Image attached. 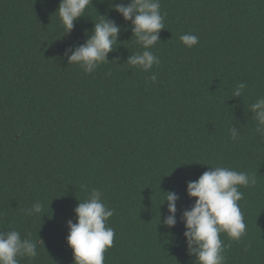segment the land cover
Segmentation results:
<instances>
[{"label": "trees", "instance_id": "16d2710c", "mask_svg": "<svg viewBox=\"0 0 264 264\" xmlns=\"http://www.w3.org/2000/svg\"><path fill=\"white\" fill-rule=\"evenodd\" d=\"M113 2L131 0H92L66 34L60 0H0V231L38 241L20 264H74L68 221L98 189L114 212L104 264H196L187 185L223 166L256 178L240 187L246 236L221 234L225 264H264V137L251 111L264 97V0H160V63L148 72L127 64L143 49ZM100 15L121 27L119 42L86 74L68 56ZM186 33L196 46L181 42ZM168 191L180 197L170 229L159 224ZM38 201L43 212L27 216Z\"/></svg>", "mask_w": 264, "mask_h": 264}, {"label": "clouds", "instance_id": "9594fccd", "mask_svg": "<svg viewBox=\"0 0 264 264\" xmlns=\"http://www.w3.org/2000/svg\"><path fill=\"white\" fill-rule=\"evenodd\" d=\"M90 3L92 0H60L57 12L66 34L73 31L74 22L85 15ZM112 8L125 21H131L133 36L143 49L131 55L127 64L145 72L150 71L153 65L160 63L158 56L151 51L160 41L159 33L165 27L166 14L161 13L160 0H131L127 5L113 2ZM120 31L119 25L100 15L90 38L68 56L69 65L76 64L86 74L92 73L109 61L108 54L114 51L113 46L119 42ZM180 40L188 48L199 42L198 37L191 33L181 35ZM150 79L155 82L157 76L153 74ZM245 88L246 84L241 82L233 95H242ZM251 111L255 114L256 132L264 137V97L251 105ZM231 136L233 140L238 138L234 128L231 129ZM209 169L198 180L188 182V196L195 198V202L190 210L183 212L184 237L189 255L196 256V264H225L226 246L220 238L221 234L234 241L246 236V224L239 205L243 199L240 187L254 186L256 178L247 172L223 166H210ZM164 193L162 204L167 203L169 215L164 219L160 216L159 224L170 229L177 223V201L180 197L172 191ZM43 210V203L38 201L25 209V214L39 216ZM75 212L77 221H68L67 236V243L73 250L74 264H104L105 253L114 242V229L107 226L113 210L104 204L102 193L92 189ZM37 246L38 241L31 234L22 237L14 229L0 231V264H20V258H35L38 256Z\"/></svg>", "mask_w": 264, "mask_h": 264}]
</instances>
